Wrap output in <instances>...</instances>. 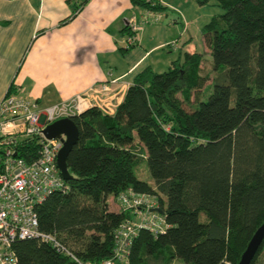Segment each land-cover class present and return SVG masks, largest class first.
Returning <instances> with one entry per match:
<instances>
[{
	"label": "trees",
	"instance_id": "1",
	"mask_svg": "<svg viewBox=\"0 0 264 264\" xmlns=\"http://www.w3.org/2000/svg\"><path fill=\"white\" fill-rule=\"evenodd\" d=\"M214 1L223 12L202 29L210 72L201 54L185 53L164 72L137 73L113 115L91 107L72 117L79 137L66 158L71 178L36 207L39 231L68 253L21 240L13 245L16 264L112 259L114 232L133 217L111 209L108 197L128 189L154 198L168 226L157 235L140 229L128 264H238L264 223V0ZM130 3L167 9L155 0ZM208 81L212 91L200 101ZM39 140L19 143L15 156L35 160ZM3 159L0 152V170ZM143 164L151 183L137 176ZM251 264H264V238Z\"/></svg>",
	"mask_w": 264,
	"mask_h": 264
},
{
	"label": "crops",
	"instance_id": "2",
	"mask_svg": "<svg viewBox=\"0 0 264 264\" xmlns=\"http://www.w3.org/2000/svg\"><path fill=\"white\" fill-rule=\"evenodd\" d=\"M81 1L0 0V102L14 84L12 94L41 110L82 94L113 115L135 75L152 69L146 61L168 42L165 28H153L160 36L144 47L147 27L139 25L135 46L127 49L130 0ZM156 1L186 18L182 7Z\"/></svg>",
	"mask_w": 264,
	"mask_h": 264
},
{
	"label": "built area",
	"instance_id": "3",
	"mask_svg": "<svg viewBox=\"0 0 264 264\" xmlns=\"http://www.w3.org/2000/svg\"><path fill=\"white\" fill-rule=\"evenodd\" d=\"M127 27L130 35L125 48L128 49L135 44L134 34L138 30L134 18L128 21ZM106 90V86L101 88V91ZM88 98L78 94L67 102L42 110L36 102L14 94L5 95L1 100L0 152L4 159L0 170V264H16L13 245L26 239H39L50 243L59 252H66L53 236L41 233L38 228L36 207L53 192L66 190L57 168V155L65 138L48 140L42 131L59 119L91 108L92 101ZM33 137L40 138L41 149L37 158L31 162L17 158L15 147ZM117 202L120 210L131 213L133 218L124 220L115 230L112 259L99 264H128L129 249L140 229L157 235L168 227L161 214L152 211L158 206L149 195L128 189L117 197ZM74 260L77 264H90Z\"/></svg>",
	"mask_w": 264,
	"mask_h": 264
},
{
	"label": "rangeland",
	"instance_id": "4",
	"mask_svg": "<svg viewBox=\"0 0 264 264\" xmlns=\"http://www.w3.org/2000/svg\"><path fill=\"white\" fill-rule=\"evenodd\" d=\"M167 1L176 7L185 9L186 18L184 16L183 19H181L177 13L171 10L148 12L139 7L133 8L132 18H137V31H141V27H147V31L143 37L144 47L150 46L152 40H154L155 43V39L158 40V36H160L159 32L153 28L162 26L166 29L168 42L158 51L154 52L146 62L151 64L153 72L161 73L167 70L172 61L177 59H181L182 61L185 53H198L201 54L202 70L210 72L212 68V57L202 34V29L214 16L220 15L223 12L222 9L216 5L214 0H210L208 4L204 6L198 5L196 0ZM171 9L173 10V8ZM139 25H141V27ZM140 31L139 34L141 33ZM171 44H175V46L171 47ZM211 91V81H208L202 92L199 93L200 95L198 98L200 101H206ZM195 105L197 106L198 102L195 103ZM137 172V176L140 180L149 183L152 182L145 164L140 165ZM114 200L113 196L108 197L110 208L116 211L118 208ZM200 219L204 221L205 216L201 214Z\"/></svg>",
	"mask_w": 264,
	"mask_h": 264
},
{
	"label": "water",
	"instance_id": "5",
	"mask_svg": "<svg viewBox=\"0 0 264 264\" xmlns=\"http://www.w3.org/2000/svg\"><path fill=\"white\" fill-rule=\"evenodd\" d=\"M73 116L67 118L59 119L48 126H46L42 134L48 139H60L64 136L63 146L57 155V168L59 170L60 176L64 181H69L71 176L69 174L66 158L74 145H76L79 137L78 129L72 120ZM152 211L163 214L159 208H155ZM264 238V223L256 230L251 240L249 241L245 251L241 255L238 264H251L262 240Z\"/></svg>",
	"mask_w": 264,
	"mask_h": 264
}]
</instances>
